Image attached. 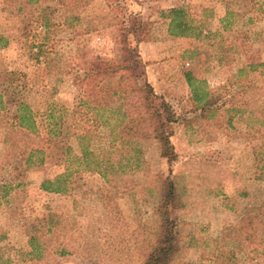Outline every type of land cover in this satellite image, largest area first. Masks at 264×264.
Here are the masks:
<instances>
[{"label": "rangeland", "instance_id": "374dc122", "mask_svg": "<svg viewBox=\"0 0 264 264\" xmlns=\"http://www.w3.org/2000/svg\"><path fill=\"white\" fill-rule=\"evenodd\" d=\"M175 7L198 29L170 35L166 13ZM252 7L249 0H0V89L10 73L13 80L0 109V264H140L150 229L168 219L182 235L177 264H212L216 247L243 251L237 264H248L247 255L264 264V67L238 73L247 57L264 61V16ZM228 11L247 15L222 30ZM139 22L150 24L149 39L137 43ZM241 39L246 54L236 48ZM124 42L146 65L140 84L176 113L175 159L161 157L158 142L146 139L132 146L140 151L138 168L130 161L102 177L75 160L82 127H92L86 119H99L72 114L82 92L99 103L98 85L79 90L76 77L95 59L119 64ZM185 70L199 90L226 101L214 117L200 115ZM20 98L34 112L52 103L54 121L68 127L57 131L68 136H53L49 151L44 128L34 134L17 127ZM235 106L240 110L229 109ZM61 139L68 150L55 145ZM34 149H46L45 162L27 166ZM65 157L69 192L41 191L43 179L64 171ZM170 187L175 199L163 207ZM243 218L251 219L250 234L236 231L223 247V230Z\"/></svg>", "mask_w": 264, "mask_h": 264}, {"label": "trees", "instance_id": "16d2710c", "mask_svg": "<svg viewBox=\"0 0 264 264\" xmlns=\"http://www.w3.org/2000/svg\"><path fill=\"white\" fill-rule=\"evenodd\" d=\"M26 1L31 5L39 3L40 0ZM249 1L253 6L252 9L264 16V0ZM21 10L23 9L18 8L16 14L19 15ZM246 15L247 12L228 11L225 17L221 19V29L226 30L234 19H244ZM166 16L169 19L168 32L174 37H185L191 34L193 30L198 29V27L192 26L186 21L184 9L181 7L169 9ZM149 26L150 24L147 22L136 24V29H139L137 43L149 39L146 37ZM1 40L2 38H0ZM239 41V43H235L236 48H242V52L246 54V43L242 39ZM246 60L247 63L239 69V74L247 70L255 71L259 67H264V61L259 59L247 57ZM88 66L90 69L84 75L76 77V83L79 90L88 85H98L99 103L91 105V102L84 97L90 93L83 95L84 92L79 91L82 93L77 96L75 100L76 107L72 111L73 115H79L82 122L85 121L84 118L89 113L97 115L99 118L97 120L87 118L86 122H90L92 127H82L83 129L78 138L80 141L78 145L79 152L75 156V160L81 164L83 169L105 177L107 168L128 166L130 161H134V167L138 168L139 163L137 162L140 161L138 159L140 151L132 146L133 144L139 145L146 139L158 142L161 157L175 159L170 138L173 134L172 125L177 122L178 118L171 105L163 97L155 94L148 83L140 84L139 79L145 75L146 65L142 61L137 48L124 42L119 64H113L104 59H95L89 62ZM11 75L10 73V77ZM10 77L7 78L8 87L12 86L13 83ZM184 77L190 88L192 101L200 110L201 116L214 117L219 109L225 106L226 101L223 97L218 98L215 91L199 90L194 85L195 79L191 71L185 70ZM7 88L6 90L0 89V109L6 103L4 93L8 92ZM225 88L222 86L218 90H224ZM113 99H116L117 102L114 105H112ZM21 100L20 98L17 102L14 111V124L20 129L34 134H37L40 128H44L47 132V150L49 149L48 145L53 141V136H68L67 132L60 133L57 131V127L65 130L68 127L66 121L64 123L54 121L52 103H49L43 112H34ZM219 101L221 104L218 103ZM229 109L240 110L237 106ZM259 124L260 127H264V121ZM92 131L95 133L94 137H92ZM62 140L56 141L55 145L59 146L61 150H68L65 143L62 146L59 145ZM46 149L31 150L27 159H25V164L29 166L34 161L38 165L44 164ZM36 155H40L37 160L34 159ZM65 158L66 167L64 171L53 178L43 179L39 185L41 191L48 194L63 195L69 192V178L72 171L68 157ZM262 172L264 173V169ZM173 199H175V191L173 187H170L167 195L162 200L163 207H168ZM244 222L243 218L237 226L223 230L220 237L223 247L236 238L234 234L236 231L248 233L247 236L250 234L247 228L252 224L251 219H248L247 223ZM243 223L244 227L241 225ZM144 245L145 249L140 264H177L183 254V245L182 235L176 220L168 219L163 224L151 228ZM215 249H217V254L210 261L212 264H237V261H239L238 256L243 252L236 247L232 249L216 247ZM246 258L249 260L248 264H257L253 263L248 255Z\"/></svg>", "mask_w": 264, "mask_h": 264}, {"label": "crops", "instance_id": "0c3cea01", "mask_svg": "<svg viewBox=\"0 0 264 264\" xmlns=\"http://www.w3.org/2000/svg\"><path fill=\"white\" fill-rule=\"evenodd\" d=\"M142 45H140V48H141Z\"/></svg>", "mask_w": 264, "mask_h": 264}]
</instances>
